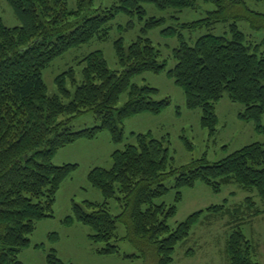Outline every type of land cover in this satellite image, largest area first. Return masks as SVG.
I'll return each instance as SVG.
<instances>
[{"label": "trees", "instance_id": "1", "mask_svg": "<svg viewBox=\"0 0 264 264\" xmlns=\"http://www.w3.org/2000/svg\"><path fill=\"white\" fill-rule=\"evenodd\" d=\"M7 1L22 24L7 26L0 16V264H24L20 253L31 246L38 223L55 216L61 185L78 167L71 162L55 164L56 153L80 139H95L104 130L120 144L127 118L160 114L171 104L169 98L155 99L157 88L132 81L144 72L160 73L167 68V61L146 36H139L127 48L122 38L115 41L120 71L108 67L102 51L85 56L80 61L81 81L73 68L56 77L58 94H48L43 70L76 46L94 38L106 39V25L120 13H137L143 18L146 3L183 10L194 8L195 0H117L105 8H95L94 0H75L73 6L69 0ZM209 1L215 10L182 27L196 30L232 20L231 35L207 33L193 45L182 38L174 49L177 63L167 73L183 89L187 108L202 110V126L211 132L218 123L216 105L225 94L243 104L245 112L240 116L255 121L258 131L264 132V51H254L237 25L238 20L247 19L253 29H264V13L250 9L247 0ZM163 21L148 18L144 31ZM174 31L165 29L163 33ZM69 78L74 92L67 86ZM124 93L127 101L119 106ZM86 112H92L101 124L74 130L70 122ZM64 116L67 118L61 119ZM135 137V143L112 153L111 167H94L88 174L104 200H86L84 206L73 202V215L64 219L68 225L77 220L89 226L90 238L105 243L97 248L99 254H118L117 242L128 240L139 252L125 257L154 254L158 264H173L178 244L190 237L205 211L191 213L175 227L170 220L176 215L182 189L193 187L199 179L217 192L236 183L246 191L255 190L264 200L262 143L246 145L213 163L202 157L177 167L170 161L168 147L151 132ZM172 176L175 203H159L169 191L164 182ZM112 199L121 207L117 215L111 213ZM228 210L224 205L207 208L235 218L240 207ZM260 213L256 210L252 216ZM119 224L127 229L123 237L117 233ZM225 251L229 264H260L256 246L240 228L230 233ZM46 262L65 264L54 248L47 251Z\"/></svg>", "mask_w": 264, "mask_h": 264}, {"label": "rangeland", "instance_id": "2", "mask_svg": "<svg viewBox=\"0 0 264 264\" xmlns=\"http://www.w3.org/2000/svg\"><path fill=\"white\" fill-rule=\"evenodd\" d=\"M69 1L73 6L75 0ZM116 1L94 0V5L95 8H105L112 6ZM247 5L254 11L264 13L263 1L247 0ZM145 9L146 15L143 18L137 13L118 14L106 25L109 31L106 39L94 38L86 44L76 46L57 57L43 70L42 77L48 94H58L56 77L73 68L77 80L81 81L83 65L80 61L85 56L94 51H102L108 67L111 70L120 71L122 68L116 57L115 41L122 38L127 48L139 36H146L160 51L161 59L167 61V68L160 73L144 72L135 76L132 81L141 86L157 88L159 92L155 99L169 98L171 104L160 114L141 113L127 118L124 123V142L120 144H115L111 140L110 133L104 130L95 139H80L56 153L53 159L55 164L71 162L77 163L78 167L61 185L54 206L55 216L40 221L31 235V244L40 245L36 247L38 251L31 246L20 253L19 257L24 264H47L46 253L51 248L56 250V254L65 264H158V258L154 254L133 259L125 257L126 254L139 252V249L128 240L117 242L120 246L118 254H99L97 248L105 246V243H95L90 238L92 229L89 226L77 220L71 225L64 222L68 215H73V202L84 206L83 203L86 200L99 202L104 200L101 191L89 182L88 174L94 167H111L112 153L117 149H123L127 143H135V134L151 132L153 138L162 140L169 149L172 165L177 167L202 157L213 163L246 145L255 142L264 144V132L258 131L256 122L247 121L240 116L245 112V106L232 101L227 94L216 105L218 117L216 130L211 132L209 128L203 127L202 110L187 108L183 89L167 73V70L177 63L174 49L180 44L182 38L193 45L199 37L207 33L230 36L232 20L196 30L183 28V24L203 19L209 11L216 9L215 4L209 0H195L194 8L183 10L163 9L154 3H146ZM0 16L7 26L14 27L22 24L7 0H0ZM150 17L163 18L164 21L161 26L145 32L144 28ZM237 25L245 34L247 43L251 44L253 50H256L258 54L263 52L264 29H253L247 19L238 20ZM165 29L169 31L175 29V31L167 35L163 33ZM67 86H71L70 78ZM70 90L74 92L75 89L70 87ZM127 98V93L122 94L119 106L124 105ZM65 118L67 117H61V119ZM100 124V120L96 119L92 112H86L70 122L74 130ZM164 183L169 187V191L157 201L172 205L175 203L177 193L174 188V176L167 178ZM182 193V199L177 203L176 215L170 220L172 227L195 211L204 210L205 212L194 226L190 237L178 244L173 264H229L225 251L226 242L235 228H240L254 243L258 261L264 264V200L255 190L246 191L238 184L232 183L224 185L222 190L217 192L199 179L193 187H184ZM110 204L112 214L117 215L121 212L117 200L112 199ZM213 205H224L226 209H229L228 211L239 207L240 210L236 212L234 218L229 213L222 215V213L207 211V208ZM256 210H260L261 213L252 216ZM126 230L123 224H119L117 233L123 237ZM51 235L57 237L52 238Z\"/></svg>", "mask_w": 264, "mask_h": 264}, {"label": "crops", "instance_id": "3", "mask_svg": "<svg viewBox=\"0 0 264 264\" xmlns=\"http://www.w3.org/2000/svg\"><path fill=\"white\" fill-rule=\"evenodd\" d=\"M38 243H35V244H31V246H32V249H35V251H38L37 249H36V245H37ZM30 246V247H31ZM29 249V248H28ZM43 255V254H42Z\"/></svg>", "mask_w": 264, "mask_h": 264}]
</instances>
